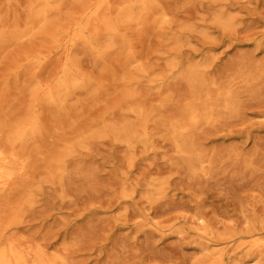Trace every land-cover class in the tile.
Instances as JSON below:
<instances>
[{"label": "rangeland", "instance_id": "1", "mask_svg": "<svg viewBox=\"0 0 264 264\" xmlns=\"http://www.w3.org/2000/svg\"><path fill=\"white\" fill-rule=\"evenodd\" d=\"M1 152L2 242L52 264H264V0H0Z\"/></svg>", "mask_w": 264, "mask_h": 264}, {"label": "bare ground", "instance_id": "2", "mask_svg": "<svg viewBox=\"0 0 264 264\" xmlns=\"http://www.w3.org/2000/svg\"><path fill=\"white\" fill-rule=\"evenodd\" d=\"M141 9L149 10L153 4V0H136ZM45 5V4H44ZM45 7V6H44ZM100 6L98 5L93 11V14L99 12ZM45 10V8H43ZM126 14H133V7H130ZM105 26L108 30H111V23L106 21ZM86 29H90L89 25H86ZM92 43L90 37L86 38ZM68 68L62 75L60 82L57 86L64 85L69 78ZM192 83L194 85L193 100L188 103L182 111L183 120L170 121L171 134L177 143L178 153L189 156V167L195 170V164L193 159L197 154L193 153L194 150L188 148L186 143L187 134L191 131L192 127L198 123L199 120H207L214 106L210 104L211 96L209 93L202 94V84L198 80V75L195 73L192 75ZM204 97V99H202ZM230 102L226 100L225 107H229ZM213 106V107H212ZM210 111L208 112V110ZM25 134L23 132L16 133L14 140H24ZM16 154L10 152V154L0 153V190H5L12 183L14 171L16 170ZM53 260L46 258V253L42 249H22L13 242L4 243L0 236V264H52Z\"/></svg>", "mask_w": 264, "mask_h": 264}]
</instances>
